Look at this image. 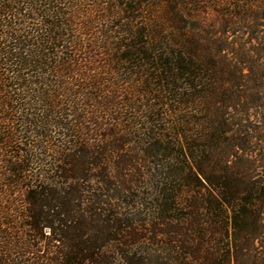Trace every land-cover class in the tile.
<instances>
[{
    "label": "trees",
    "instance_id": "obj_1",
    "mask_svg": "<svg viewBox=\"0 0 264 264\" xmlns=\"http://www.w3.org/2000/svg\"><path fill=\"white\" fill-rule=\"evenodd\" d=\"M0 264H264V0H0Z\"/></svg>",
    "mask_w": 264,
    "mask_h": 264
},
{
    "label": "rangeland",
    "instance_id": "obj_2",
    "mask_svg": "<svg viewBox=\"0 0 264 264\" xmlns=\"http://www.w3.org/2000/svg\"><path fill=\"white\" fill-rule=\"evenodd\" d=\"M246 39V38H245ZM254 55V54H253ZM257 118H259V120H262L263 117H261V115H258Z\"/></svg>",
    "mask_w": 264,
    "mask_h": 264
}]
</instances>
